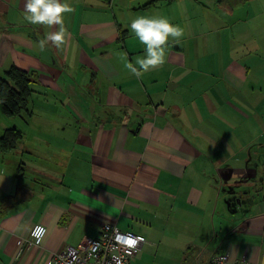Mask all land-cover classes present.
I'll return each mask as SVG.
<instances>
[{
    "label": "crops",
    "instance_id": "obj_1",
    "mask_svg": "<svg viewBox=\"0 0 264 264\" xmlns=\"http://www.w3.org/2000/svg\"><path fill=\"white\" fill-rule=\"evenodd\" d=\"M58 25L0 0V76L26 71L25 109L0 100V264L52 253L113 221L145 237L130 264H264V7L248 0H66ZM164 15L183 28L164 62L128 24ZM139 68V65H136ZM19 133L3 148L7 129ZM46 233L26 238L33 224Z\"/></svg>",
    "mask_w": 264,
    "mask_h": 264
},
{
    "label": "clouds",
    "instance_id": "obj_2",
    "mask_svg": "<svg viewBox=\"0 0 264 264\" xmlns=\"http://www.w3.org/2000/svg\"><path fill=\"white\" fill-rule=\"evenodd\" d=\"M72 11L71 6L66 0H23V17L31 24L58 25L56 31H50L39 41L41 49L45 43L51 40L59 47L65 40L66 28L63 24L62 13ZM130 33L143 45V55L137 56L135 64L125 59V67L130 69L137 76L141 75L143 70L150 66H156L164 62L166 42L170 37L179 38L183 35V28L174 24L164 15H138L132 18L128 24ZM136 65L140 67L137 68ZM46 233L43 225H36L32 229V236L36 238L35 242L39 244ZM143 237L125 236L122 243L129 247L135 245ZM117 240L121 241L118 235ZM96 250L95 245L92 248ZM117 264L120 261L117 260Z\"/></svg>",
    "mask_w": 264,
    "mask_h": 264
},
{
    "label": "built area",
    "instance_id": "obj_3",
    "mask_svg": "<svg viewBox=\"0 0 264 264\" xmlns=\"http://www.w3.org/2000/svg\"><path fill=\"white\" fill-rule=\"evenodd\" d=\"M32 225L26 238L28 245H39L35 242L36 238L32 236V229L36 225ZM44 226V225H43ZM121 237V241L117 240V236ZM143 237L131 247L122 243L125 236ZM145 242V237L141 234L134 233L127 229L119 228L115 222L106 221L102 224L100 231L95 236H85L76 245H69L65 248L52 253L50 264H130L132 257L136 251L141 248ZM93 245L96 250L93 251ZM227 255L225 253H217L213 255L208 264H226ZM237 264H248L246 261H239Z\"/></svg>",
    "mask_w": 264,
    "mask_h": 264
},
{
    "label": "trees",
    "instance_id": "obj_4",
    "mask_svg": "<svg viewBox=\"0 0 264 264\" xmlns=\"http://www.w3.org/2000/svg\"><path fill=\"white\" fill-rule=\"evenodd\" d=\"M5 77L12 82V86L6 82L5 78L0 76L1 108L6 114H14L26 107L27 96L29 94L28 82L30 78L26 71L16 67L5 71ZM18 137L19 133L17 131L12 128L7 129L1 137L2 147L13 146Z\"/></svg>",
    "mask_w": 264,
    "mask_h": 264
},
{
    "label": "rangeland",
    "instance_id": "obj_5",
    "mask_svg": "<svg viewBox=\"0 0 264 264\" xmlns=\"http://www.w3.org/2000/svg\"><path fill=\"white\" fill-rule=\"evenodd\" d=\"M249 2H252L255 6H259L260 8L264 7V0H248ZM258 20L261 22H264V13L259 14Z\"/></svg>",
    "mask_w": 264,
    "mask_h": 264
}]
</instances>
